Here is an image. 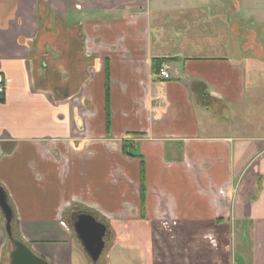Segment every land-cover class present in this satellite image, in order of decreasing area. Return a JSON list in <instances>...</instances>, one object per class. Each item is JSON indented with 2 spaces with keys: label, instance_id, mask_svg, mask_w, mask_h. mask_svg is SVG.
Instances as JSON below:
<instances>
[{
  "label": "crops",
  "instance_id": "crops-1",
  "mask_svg": "<svg viewBox=\"0 0 264 264\" xmlns=\"http://www.w3.org/2000/svg\"><path fill=\"white\" fill-rule=\"evenodd\" d=\"M247 12L237 0H0L13 237L50 264H170L162 237L205 245L211 264H264V32ZM80 211L107 226L96 262L73 228ZM12 249L0 209V264Z\"/></svg>",
  "mask_w": 264,
  "mask_h": 264
},
{
  "label": "water",
  "instance_id": "water-1",
  "mask_svg": "<svg viewBox=\"0 0 264 264\" xmlns=\"http://www.w3.org/2000/svg\"><path fill=\"white\" fill-rule=\"evenodd\" d=\"M0 209L4 215L5 232L13 245L10 253L11 264H50L33 253L25 243L13 237L11 229L13 212L8 203L7 194L1 185ZM72 219L74 231L83 249L91 261L96 262L104 248L107 226L91 213L83 211L73 214Z\"/></svg>",
  "mask_w": 264,
  "mask_h": 264
},
{
  "label": "rangeland",
  "instance_id": "rangeland-1",
  "mask_svg": "<svg viewBox=\"0 0 264 264\" xmlns=\"http://www.w3.org/2000/svg\"><path fill=\"white\" fill-rule=\"evenodd\" d=\"M237 1L238 3H241V8L243 5H248V12L246 13L245 16L246 19L251 20V22L257 21L255 28L264 32V17H262L261 15V13L264 14V0L263 2H259V0H237ZM260 9H262V12H260ZM249 14H251L252 16L249 17ZM182 241H186L187 245L183 246L181 244L179 246L181 249L180 250L178 249V242L172 243L168 239L162 237L160 242H164L167 244L160 243L159 247L154 246V248L156 247V249H158L156 250V252L158 251L160 253L159 259L162 261L163 256H165L170 261V264H181V262L183 264H211L210 259L213 253L212 254L209 253L210 251L207 248H205L206 247L205 245L202 244L198 245L196 242H189L188 240H186V238L185 240L183 239ZM183 257L184 260L182 259ZM187 257H190V263Z\"/></svg>",
  "mask_w": 264,
  "mask_h": 264
},
{
  "label": "built area",
  "instance_id": "built-area-1",
  "mask_svg": "<svg viewBox=\"0 0 264 264\" xmlns=\"http://www.w3.org/2000/svg\"><path fill=\"white\" fill-rule=\"evenodd\" d=\"M170 64L168 62H163L161 63L157 68H156V76L168 80L171 78L170 75ZM7 82L8 80L0 74V99H2V96L5 92V89L7 87Z\"/></svg>",
  "mask_w": 264,
  "mask_h": 264
}]
</instances>
